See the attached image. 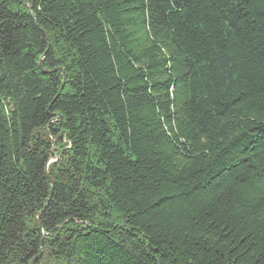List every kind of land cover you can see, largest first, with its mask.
Here are the masks:
<instances>
[{
	"label": "trees",
	"instance_id": "16d2710c",
	"mask_svg": "<svg viewBox=\"0 0 264 264\" xmlns=\"http://www.w3.org/2000/svg\"><path fill=\"white\" fill-rule=\"evenodd\" d=\"M0 264H264V0H0Z\"/></svg>",
	"mask_w": 264,
	"mask_h": 264
},
{
	"label": "water",
	"instance_id": "95a60500",
	"mask_svg": "<svg viewBox=\"0 0 264 264\" xmlns=\"http://www.w3.org/2000/svg\"><path fill=\"white\" fill-rule=\"evenodd\" d=\"M46 175H47V178L50 180V177H49V174H48V172L46 173ZM53 188V187H52Z\"/></svg>",
	"mask_w": 264,
	"mask_h": 264
}]
</instances>
